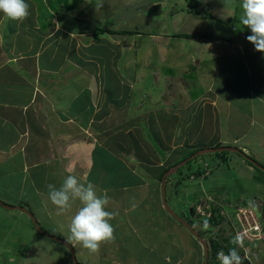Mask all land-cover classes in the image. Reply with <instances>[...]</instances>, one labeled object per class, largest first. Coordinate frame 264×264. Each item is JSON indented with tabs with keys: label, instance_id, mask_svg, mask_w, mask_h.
Instances as JSON below:
<instances>
[{
	"label": "crops",
	"instance_id": "1",
	"mask_svg": "<svg viewBox=\"0 0 264 264\" xmlns=\"http://www.w3.org/2000/svg\"><path fill=\"white\" fill-rule=\"evenodd\" d=\"M45 1L37 6L26 0L30 15L23 21L10 20L0 12V168L13 170L0 178V184L19 194L27 186L33 188L34 196L48 195L47 185L59 188L67 175H76L93 183L98 194L106 192L110 197L108 210L119 213L111 221L114 236L118 228H131L142 234L145 204L151 196L157 198L159 191L158 208L164 223L175 222L165 212L160 187L170 166L171 148L179 145V130L210 121L214 123L213 146L222 140H242L244 133L233 135L226 129L228 115L239 102L243 103L238 130H247L249 117L264 128V58L253 53L249 61L250 51L244 45L207 35H185L179 22L193 18L182 14L186 16L183 18L178 12L173 15L177 21L166 18L164 4H157L155 13L146 15L143 24L125 21L131 26L124 27V35L105 33L98 37L99 28L78 32L67 26L68 22L53 25L50 14L63 10L60 5L65 0ZM192 22L193 27L205 30V23L198 24L194 19ZM211 27V32L219 30L216 24ZM46 50L52 52L44 65L41 58ZM165 53L172 55L168 58L173 62L167 65L173 82L179 83L177 87L184 85L186 90L176 94L181 102L175 105L171 102L174 94L168 101L164 93L156 98V106H148L150 89H158L159 84L161 89L170 88V81L161 73L165 72L161 67L166 64ZM92 55L99 59L90 62ZM84 64L94 65L95 70L90 71ZM106 73L117 78L112 91L105 84ZM246 95L250 99L246 100ZM127 106L142 112L137 115L138 111H130L128 120H123L127 124L118 132L105 131L103 128L117 118L114 109ZM203 107L210 108L204 112L212 119L198 122L194 115ZM179 117L183 122L177 120ZM176 124L178 131L172 136L168 132ZM184 139H180V145ZM244 167L249 173L256 171L246 164ZM211 177L204 179L212 184ZM37 186L41 189L36 193ZM173 190L177 193V188L171 186L169 191L166 187L170 195ZM116 193H121L123 199L117 198ZM181 198L191 197L182 194ZM43 203H48L47 208L51 205L48 198ZM175 225L187 230L178 221ZM161 228L169 235V225ZM176 258L180 260L181 256ZM172 260L169 255L165 261L172 264Z\"/></svg>",
	"mask_w": 264,
	"mask_h": 264
},
{
	"label": "rangeland",
	"instance_id": "2",
	"mask_svg": "<svg viewBox=\"0 0 264 264\" xmlns=\"http://www.w3.org/2000/svg\"><path fill=\"white\" fill-rule=\"evenodd\" d=\"M29 1H33L37 6L39 4L44 5L46 2L45 0ZM54 1L60 2L61 0ZM157 4L165 5L166 18L172 17L173 21H177L173 15L178 12L183 18L188 15V17L196 20L198 24H206L205 30H203L192 26L193 19L188 18L185 21L181 19L179 28L182 29L185 35L188 33L207 35V37H212L213 39L220 38L224 39L225 42L229 41L244 45V47L249 49L246 51H250L248 53L249 61L253 53L264 58V53L256 51L254 45L246 39L248 35H251V31L240 22L242 0H95V2L91 1V3L86 2V0H65V3L60 5L63 10L56 11L55 14L57 15L50 14V19L53 25L56 22H60V24L68 22L67 26L73 27L71 29H76L78 32L85 30L95 31L96 28H99L98 37L105 33L124 35L126 33L122 31L125 29L124 27L131 26L130 24L126 25L125 21L133 24H143V22L147 21L146 15L152 16L155 13ZM215 24L219 26V30L211 32L210 27ZM173 25L177 26L178 23ZM50 52L52 51L46 50V53H43L42 64L45 65L48 60L47 55ZM94 56L90 57V62L99 59L94 58ZM164 56L166 64L161 67L164 68L165 72L162 71L161 73L165 74L167 80L170 81V88L161 89V84H159L158 89H150L148 92V106H156V98L160 94L164 95V93L168 101L171 95L174 94L171 102L172 105H175L177 102H181V100L176 99V94H183L186 90L184 85L177 87L176 85H179V83L175 84L172 79L173 75L169 74V66L167 64L173 61L168 57L172 55L168 56L165 53ZM153 59L155 58L153 57ZM76 61L81 63L78 59ZM84 65L90 71L95 70L94 65ZM104 78L107 79L105 84L108 89L114 90L117 78L107 73ZM163 80L164 77L160 81L162 82ZM245 99H250V95H246ZM239 103L242 104L243 102ZM161 104L163 105V103ZM240 104L236 103L233 105V112L228 115L226 129H230V134L233 135L244 133L246 135L244 139L238 141L222 140V142L220 141L219 144L213 146L216 142L214 139L215 134L213 135L215 133L213 132L214 123L212 124L208 121L203 126L200 124L195 127L187 126L188 128H183V131L179 130L177 134L179 145L175 144L174 148H171L173 153L170 152L172 155L168 161L170 166L163 174L164 177L169 168V170L175 168L201 150L217 148H236L238 150L237 152L225 151L202 155L179 168L178 172L170 175L166 181L168 183V185L166 183V187L168 186L169 191L171 186L177 188V193L174 190L171 192L172 195L167 193L169 207L177 215L179 214L183 217V220L188 222L201 235L202 239L207 242L210 249L208 264H221L217 259L218 251L213 250L215 249L213 241L218 242L225 251L230 248H237L243 264H264V244L258 249L251 247L243 251L240 247L238 248L237 245L231 243L235 230L232 227V223L236 218L237 210L245 206L244 204H247L250 200L253 201L254 206L257 204L256 200H258V206H256L257 214L264 228V172L251 163V161H254L264 167V136H261L264 128L259 125L258 121L254 124L255 120L249 117L246 123L248 126L247 130H238L240 126ZM171 110H175V108L171 107ZM207 110H210V108L203 107L196 110L197 115H194V117L198 122L212 119V116L204 112ZM130 111H132L131 113L138 111L137 115L142 112L140 109L137 108L136 111L135 107L130 106L122 107L121 109L116 108L114 109V113L117 115L115 122H111L108 127L103 129H106L105 131L118 132L124 127V124H127L126 122L123 123V120L131 116ZM142 114H145V112ZM139 119L140 116L136 120ZM178 119L179 122H183L180 117ZM159 125L161 124L159 123ZM174 126V129L168 132L172 136L173 134L176 135L175 132L178 131L175 130L178 124ZM179 126H182V124ZM144 127L149 133L148 125L144 124ZM178 128L181 129V127ZM99 129L103 131V129ZM183 138H185L184 142H181L182 144L180 145V139L182 140ZM168 141L169 139H166V143ZM229 142L233 143L229 144ZM244 164L256 171L254 173L247 172ZM6 172H13V170H2L0 168V178ZM163 177L160 187L161 194ZM210 177L212 178V184H210L209 180L204 179H209ZM3 186L1 183V202L10 207L23 208L33 213L40 227L48 236H54L63 241L64 239L69 240L68 235H70V232L67 225L70 222L69 217L80 207L78 201L73 205L72 211L68 212L69 214L66 213L68 216L65 218L63 214H57V209L54 205L51 204L47 208L48 203H43L48 198V195L36 194L34 196L32 194L33 188H28L27 186L26 191L22 194H19L16 190L7 191ZM39 189L41 188H38V186L34 188L36 193ZM182 194L184 197H187V195L191 197L190 200L182 199ZM115 195L117 198L121 197L123 199L121 193H116ZM160 204L158 191L157 198L151 196V199H147L145 204L144 219L146 225L150 224V226H142L144 229L140 235L131 228H118L117 234L112 239L114 242L110 240L102 243L96 253L90 252L80 243L68 241L74 245L72 251L75 260L80 264H168L165 260L170 255V257L173 256L174 258L172 264H204V246L190 232L184 229H182L183 231L180 230L175 225L176 220L175 222L168 221L164 223V215L158 208ZM49 207H52V210ZM165 212L168 213L166 210ZM50 217H54V219L52 220ZM204 220H208L210 224L208 230H204L202 227ZM163 224L169 225L171 234L165 235L166 231L161 228ZM61 225L64 226L63 229ZM48 236L40 234L35 229L31 218L27 214L18 210H6L0 206V264H74L71 250ZM123 236L125 237L124 239ZM177 255L181 256L180 260L176 258Z\"/></svg>",
	"mask_w": 264,
	"mask_h": 264
},
{
	"label": "clouds",
	"instance_id": "3",
	"mask_svg": "<svg viewBox=\"0 0 264 264\" xmlns=\"http://www.w3.org/2000/svg\"><path fill=\"white\" fill-rule=\"evenodd\" d=\"M86 2L91 3V0ZM241 8L240 22L251 31L246 39L254 45L256 51L264 53V0H242ZM0 12L10 20L23 21L30 15V5L26 0H0ZM47 188L48 200L56 207L58 215L71 212L77 201L80 204L67 225L70 242L80 243L90 252L96 253L102 243L114 239L115 229L111 221L119 213L108 210L111 200L106 192L98 194L93 183L84 182L73 174L67 175L59 188L54 184L47 185ZM248 203L254 207L253 201ZM202 227L204 230L210 228L208 220L203 221ZM231 243L243 248L244 236L240 233L235 235L234 232ZM217 259L221 264H243L237 248H230L227 253L219 251Z\"/></svg>",
	"mask_w": 264,
	"mask_h": 264
},
{
	"label": "water",
	"instance_id": "4",
	"mask_svg": "<svg viewBox=\"0 0 264 264\" xmlns=\"http://www.w3.org/2000/svg\"><path fill=\"white\" fill-rule=\"evenodd\" d=\"M225 151H235L237 152L238 150L236 148H217V149H205V150H201L200 152L194 154L192 157L188 158L187 160H185L184 162H182L181 164H179L178 166H176L175 168L169 170L163 177V180H162V198H163V202H164V207H165V210L168 212V214L170 216H172L175 220H177L181 225H183L195 238H197L200 243L204 246V264H208L209 263V256H210V253H209V246L207 244V242L205 240L202 239L201 235L196 232L193 227L188 223L186 222L185 220H183L181 217H179L170 207H169V204H168V199H167V193H166V181H167V178L174 174V173H177L179 168L183 167L184 165H186L187 163H189L190 161L202 156V155H207V154H212V153H220V152H225ZM251 161V160H250ZM251 163L256 166L258 169H260L261 171L264 172V167L260 166L258 163L254 162V161H251ZM0 206L3 207L4 209L6 210H18V211H21L25 214H27L31 220H32V223L35 227V229L40 233V234H43V235H46L48 236L44 231H42L41 227L39 226L38 222L36 221L34 215L26 210V209H23V208H18V207H10L6 204H4L3 202L0 201ZM44 232V233H43ZM50 237L51 239H54V240H57V242L63 244L64 246L68 247L71 252L73 253L72 251V248L70 247V245L68 244V242L66 241H63L61 239H58L54 236H48ZM72 261L74 264H78V262L75 260V256H74V253L72 255Z\"/></svg>",
	"mask_w": 264,
	"mask_h": 264
},
{
	"label": "built area",
	"instance_id": "5",
	"mask_svg": "<svg viewBox=\"0 0 264 264\" xmlns=\"http://www.w3.org/2000/svg\"><path fill=\"white\" fill-rule=\"evenodd\" d=\"M256 203L258 204V200ZM257 204L254 207H250L248 202L244 204L245 206L237 210L236 218L232 223L235 235L240 233L244 236V247L241 248L243 251L251 247L258 249L264 244V228L257 214Z\"/></svg>",
	"mask_w": 264,
	"mask_h": 264
},
{
	"label": "trees",
	"instance_id": "6",
	"mask_svg": "<svg viewBox=\"0 0 264 264\" xmlns=\"http://www.w3.org/2000/svg\"><path fill=\"white\" fill-rule=\"evenodd\" d=\"M100 31V30H99ZM170 169V168H169ZM169 169L167 170V172L169 171ZM43 230V229H42ZM44 231V230H43ZM47 234V233H46ZM48 235V234H47ZM213 246H214V248L215 249H213L214 251H222L223 249L221 248V246H220V244L218 243V242H215V241H213ZM225 253H227L228 251H225V250H223ZM217 252V253H218Z\"/></svg>",
	"mask_w": 264,
	"mask_h": 264
},
{
	"label": "bare ground",
	"instance_id": "7",
	"mask_svg": "<svg viewBox=\"0 0 264 264\" xmlns=\"http://www.w3.org/2000/svg\"><path fill=\"white\" fill-rule=\"evenodd\" d=\"M27 258V257H26Z\"/></svg>",
	"mask_w": 264,
	"mask_h": 264
}]
</instances>
